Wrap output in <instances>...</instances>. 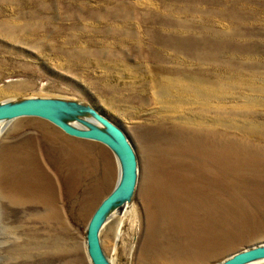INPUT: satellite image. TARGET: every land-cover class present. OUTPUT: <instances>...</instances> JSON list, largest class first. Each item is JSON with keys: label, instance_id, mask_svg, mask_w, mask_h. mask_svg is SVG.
<instances>
[{"label": "rangeland", "instance_id": "rangeland-1", "mask_svg": "<svg viewBox=\"0 0 264 264\" xmlns=\"http://www.w3.org/2000/svg\"><path fill=\"white\" fill-rule=\"evenodd\" d=\"M33 96L92 104L135 148L132 206L100 232L114 264H215L264 243V160L223 164L264 154V0H0V101ZM117 174L98 142L10 123L0 264H90L85 229Z\"/></svg>", "mask_w": 264, "mask_h": 264}, {"label": "water", "instance_id": "water-1", "mask_svg": "<svg viewBox=\"0 0 264 264\" xmlns=\"http://www.w3.org/2000/svg\"><path fill=\"white\" fill-rule=\"evenodd\" d=\"M31 117L53 124L70 137L98 142L114 155L116 183L85 229L90 264H114L101 246L100 232L120 210L132 206L139 182V161L131 140L122 127L90 103L36 96L0 101V126L7 128L18 119ZM215 264H264V243L232 253Z\"/></svg>", "mask_w": 264, "mask_h": 264}, {"label": "bare ground", "instance_id": "bare-ground-1", "mask_svg": "<svg viewBox=\"0 0 264 264\" xmlns=\"http://www.w3.org/2000/svg\"><path fill=\"white\" fill-rule=\"evenodd\" d=\"M177 81L175 82L174 79L173 80L169 79V87L171 86V87H173V89L176 88V87H178L177 90H180L181 93H187V94L196 93V95H198V96H200V95L202 96L203 94H209V88L207 86L204 87V85H201V82L200 83H195V86L196 85H200L201 90L197 86H196V88L194 90H191L189 87L188 88H182V85H183L184 81L186 82V80H184L182 82L179 79ZM203 87H204V89H202ZM5 129H6V126H3V127H2V125L0 126V136L4 133ZM257 131L258 130L255 128V132H257ZM215 132H217V131H215ZM257 135L264 136V132L259 131L257 133ZM212 145L218 147L214 151L215 158L218 161L220 159V145L218 143H214ZM256 152L257 151L250 150L249 153H247V154L246 153L245 154L244 153H238V155L236 157H232L231 156V153H229L231 157H228V159H225V162L223 164L226 165L227 164V161L228 162H231L232 160L235 161V159H237L238 160V163L242 164L243 166H249V164H251L252 166H255V168L253 167L252 169L249 167V170L248 171H250V172L253 171L254 173H256V170H257L258 173H259L260 172V168H261V166L259 164H260V162H262L264 160V154L262 155L261 152L260 153L259 152L256 153ZM242 156H246V158H243ZM230 158H232V159H230ZM164 191L165 190H162V194L165 195L166 201H165V204L162 203V209H163V207L165 205L166 206L169 205V204L166 203V202H168L167 200H168L169 195H168V193H166ZM41 196H43V195H41ZM147 198H149V197L147 196ZM149 205H151V204H149ZM130 208H131V206H127L125 208V211H127V209L129 210ZM150 208H152V207H150ZM150 219H152V221H155L156 220V213L155 212L150 213ZM111 261L113 262V259H111Z\"/></svg>", "mask_w": 264, "mask_h": 264}]
</instances>
